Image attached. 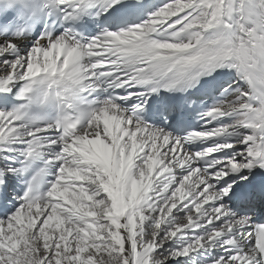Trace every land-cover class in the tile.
Masks as SVG:
<instances>
[{
  "label": "snow or ice",
  "instance_id": "6c2138e0",
  "mask_svg": "<svg viewBox=\"0 0 264 264\" xmlns=\"http://www.w3.org/2000/svg\"><path fill=\"white\" fill-rule=\"evenodd\" d=\"M0 264H264V0H0Z\"/></svg>",
  "mask_w": 264,
  "mask_h": 264
}]
</instances>
